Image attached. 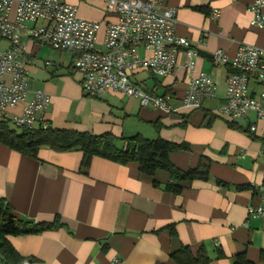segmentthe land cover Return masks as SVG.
I'll return each instance as SVG.
<instances>
[{
    "label": "crops",
    "instance_id": "0c3cea01",
    "mask_svg": "<svg viewBox=\"0 0 264 264\" xmlns=\"http://www.w3.org/2000/svg\"><path fill=\"white\" fill-rule=\"evenodd\" d=\"M63 1L76 7L78 18L99 23L96 48L102 50L106 26L116 20L106 1ZM157 1L176 10L175 35L189 42L193 55L188 59L185 49L179 50L177 69L166 77L141 70L130 80L146 92L168 97L170 113L142 108L138 100L119 93L85 96L81 75L72 68L75 54L29 39H23L32 60L27 66L25 102L35 90L47 94L50 104L44 118L52 129L115 137L157 135L184 143L188 150L171 154V163L187 171L204 157L210 161L209 179L181 183L182 190L175 195L165 190L170 179L161 171L148 177L140 175L134 164L120 166L94 158L83 175L77 151L41 148L34 160L0 144V202L16 218L40 223L57 217L61 224L38 235L8 238L32 264H108L113 258L122 264H174L170 254L182 247L195 253L201 246L209 264H233L237 254L253 264H264V217L249 218L246 213L259 203L252 186L264 184L262 124L254 114L233 123L218 115L225 104L231 68L212 59L217 50L231 59L243 43L263 46L264 30L249 26L247 7L252 0ZM213 10L220 12L218 20L209 17ZM140 54H145L142 49ZM187 63L193 73L183 68ZM199 72L210 76L216 96L198 109L184 108L181 98L187 82ZM142 75L153 79L150 88L143 84L146 76ZM258 90L251 80L249 94L255 97ZM22 108L23 104L17 105L9 117L20 115ZM251 124L257 126L256 132L249 135L241 130ZM0 264L6 263L0 258Z\"/></svg>",
    "mask_w": 264,
    "mask_h": 264
},
{
    "label": "built area",
    "instance_id": "2783aa9c",
    "mask_svg": "<svg viewBox=\"0 0 264 264\" xmlns=\"http://www.w3.org/2000/svg\"><path fill=\"white\" fill-rule=\"evenodd\" d=\"M107 11L116 17L106 26L103 49L96 48L99 23L77 17L76 7L63 0H0V41L8 46L0 50V121L22 130H46L44 116L50 97L35 90L25 102L28 93L27 66L32 64L23 39L65 50L75 54L73 70L81 75L80 86L89 98H99L114 92L138 100L142 108L161 109L170 113L169 98L146 92L131 82L141 70L153 76L166 77L177 69L179 50L193 55L187 40L175 35L176 10L163 6L157 0H105ZM249 26L264 30V0H252L247 7ZM220 12L211 11L209 17L218 20ZM34 24L28 27V24ZM40 23L39 25H36ZM140 49L144 55L140 54ZM216 65L228 64L232 72L225 87V104L218 115L233 123L245 121L250 114L262 124L264 140V43L262 47L240 44L229 59L222 51L212 55ZM48 66L49 62H45ZM183 68L194 72L190 64ZM258 85L257 96L249 94V84ZM216 86L210 76L199 72L190 77L181 103L184 108L198 109L205 100L214 99ZM23 104L20 115L9 117V111ZM256 125L248 128L256 132ZM259 203L246 210L249 218L264 217V184L252 186ZM108 264H122L113 258Z\"/></svg>",
    "mask_w": 264,
    "mask_h": 264
},
{
    "label": "trees",
    "instance_id": "16d2710c",
    "mask_svg": "<svg viewBox=\"0 0 264 264\" xmlns=\"http://www.w3.org/2000/svg\"><path fill=\"white\" fill-rule=\"evenodd\" d=\"M232 72V70H230ZM231 128H236L230 124ZM237 129V128H236ZM250 135L249 130L241 129ZM122 143V148L116 146ZM0 144L22 156L36 160L38 151L46 148L57 153L77 151L81 154L79 171L86 175L92 159L99 158L120 166L136 165L140 175L153 177L156 172H164L170 182L165 190L178 195L182 190L181 183L192 181H208L210 161L200 157L197 165L187 171L175 167L170 161V155L188 150L184 143L175 144L160 138L147 139L140 134L130 137H115L110 133L91 135L87 132L72 130L34 129L22 131L18 134L9 128V123L0 121ZM61 226L57 217L51 222L31 223L16 218L12 209L0 202V258L6 264H32L33 260L20 256L11 243L9 237L23 235H38L45 231L56 230ZM174 234L173 227H169ZM174 264H209L210 258L203 246L192 253L188 247H182L170 254ZM233 264H253L244 254H237Z\"/></svg>",
    "mask_w": 264,
    "mask_h": 264
},
{
    "label": "rangeland",
    "instance_id": "374dc122",
    "mask_svg": "<svg viewBox=\"0 0 264 264\" xmlns=\"http://www.w3.org/2000/svg\"><path fill=\"white\" fill-rule=\"evenodd\" d=\"M7 46H8V44H7L6 41H3V40L0 41V50L6 49ZM142 76H146V80L144 81L143 84H145L146 87H149L150 88L153 85V79L151 77H149L148 75H142ZM9 128L10 129H14L18 134L20 133V130L17 129V128H15V127H13L12 125H9ZM145 138L150 139V140H153V139H157V135L154 138H148V137H145ZM116 146H117V148L121 149L123 145H122L121 142H117L116 143Z\"/></svg>",
    "mask_w": 264,
    "mask_h": 264
}]
</instances>
